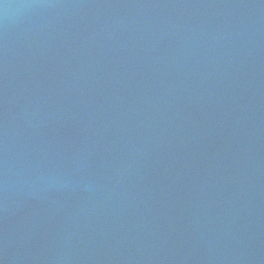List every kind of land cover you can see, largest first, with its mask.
<instances>
[{
	"label": "water",
	"instance_id": "95a60500",
	"mask_svg": "<svg viewBox=\"0 0 264 264\" xmlns=\"http://www.w3.org/2000/svg\"><path fill=\"white\" fill-rule=\"evenodd\" d=\"M0 264H264V0H0Z\"/></svg>",
	"mask_w": 264,
	"mask_h": 264
}]
</instances>
